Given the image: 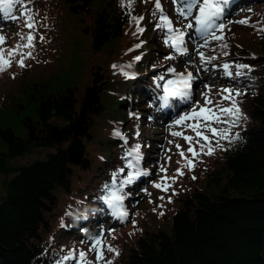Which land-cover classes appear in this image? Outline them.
I'll use <instances>...</instances> for the list:
<instances>
[{
  "label": "trees",
  "instance_id": "16d2710c",
  "mask_svg": "<svg viewBox=\"0 0 264 264\" xmlns=\"http://www.w3.org/2000/svg\"><path fill=\"white\" fill-rule=\"evenodd\" d=\"M64 1L72 14L92 16L91 26L81 28L80 34L88 37L93 51H111L128 34L124 16L112 0L98 1L95 7L93 0ZM79 40L77 53L85 45L83 38ZM146 46H126L120 55L123 64L139 63L134 58ZM141 65L143 72L156 66ZM251 66L252 71L238 79L249 94L246 125L239 131L243 140L229 144L210 190H195L184 198L172 215L170 230L146 232L124 264H264V57ZM102 71L92 68L85 80L91 78L88 85H67L59 79L35 92L30 99L32 110L23 118L24 133L16 134L8 127L0 130L4 145L0 151V264H54L62 255L61 239L89 243V237L104 235L113 215L101 199L107 194L103 186L111 185L113 173L119 186L130 171L125 156L140 142L132 135L137 133L134 123L129 130L120 118L111 116L113 109L118 110L107 93L115 91L114 81L103 77ZM111 75L117 77L113 71ZM160 90L151 86L146 96L157 102ZM122 94L127 98L118 108L126 106L132 122L135 116L130 113L136 114V109L131 104L145 99L126 91ZM107 113L105 127L106 121L97 116ZM116 129L127 132V144L113 136ZM133 185L123 192L129 193ZM128 202L127 196L124 204ZM81 205L85 210L79 217Z\"/></svg>",
  "mask_w": 264,
  "mask_h": 264
},
{
  "label": "rangeland",
  "instance_id": "374dc122",
  "mask_svg": "<svg viewBox=\"0 0 264 264\" xmlns=\"http://www.w3.org/2000/svg\"><path fill=\"white\" fill-rule=\"evenodd\" d=\"M93 1V6L95 7L98 1L105 2L109 0ZM112 2L114 8L124 16L125 21L123 25L126 27L125 29L128 34L111 51L103 52L93 51L92 46L88 45V37L80 34L81 28H89L91 26L93 21L92 16L85 18L84 16L78 17L72 14L64 0H36V2L31 1L28 3V9L31 11L36 23L34 34L37 39L33 52L34 58L26 59L25 63L27 67L21 68L16 64L17 58L13 57L11 68L4 73H0V130L8 127L12 128L16 134H23V118L26 114H30L32 110V101L30 99L35 92L38 93L39 90H44L59 79L63 80L67 85H75L80 82L88 85L91 82V78L87 81L85 80L90 76L91 69L95 67L103 69V77L107 80L114 81V86L112 87L115 91H118L115 95V91H107L111 95L109 99H113L111 100L113 107L118 109L117 112L113 109L111 116L114 115L120 118L121 121L126 123L124 126L128 129L129 125H132L131 123L136 125V132H139V136H134L140 142L143 156L140 167L142 170L150 173L149 176L138 178L131 191L127 193L130 203L128 202L124 206L129 212L128 219L121 221L112 216L113 219L111 218L108 221L103 235L105 243L111 245L120 253L117 256L114 253L105 252L106 258L111 260L113 264H124L131 249L137 245L138 239L145 235L146 232H154L160 229L170 230L172 215L181 205L184 198L192 195L195 190H210V185H213L216 172L221 171L223 167L224 156L227 151L217 148L214 155L201 156L199 159L202 162L196 164L195 170L188 171L185 168V175L178 179L167 194L153 187V182L159 183L161 177L164 175V173L159 171L161 165L166 167L168 175L172 176L180 165L185 164V160L181 159L174 144L179 143L184 149L188 145L183 139L174 138L170 135L171 131H183V128L170 126L173 125L174 120L178 118L179 114L189 108V105L179 102L178 105H175L172 101L170 102L171 106L168 113H165L164 110L158 109L161 101H159V104L157 101L156 106L158 110H156L153 107L155 100L146 96V93L151 86L155 87V84L158 82L156 78L160 74H164L166 76L165 79L173 78L167 73L169 66H175L178 72H183L187 69L195 74L197 72L196 65H199V60L198 57H193V64L186 63L189 59L188 57H178L174 61L165 60V57L170 54L171 49L164 44L163 47L159 46L163 42V34L155 30L154 27L156 23L152 15L154 0H149L148 3H145L144 0H133L130 8L123 7L121 0H112ZM263 2L264 0H254L253 2L252 0H244L243 6L229 13L230 18L235 21L244 17H251L254 24L257 21L264 22ZM125 3H127V0H125ZM162 3L175 21L177 17L172 11L171 0H162ZM18 8L19 6L13 12V15L18 17L17 19L0 25V34L7 37L5 48H13L18 43H21L20 34H27L28 32V29L24 25L25 17L19 15L22 9ZM138 16H144V21L141 26L146 31L142 35L134 34L136 33V27L134 23H130L132 17ZM126 19L129 20L128 24H126ZM82 22L90 24L83 25ZM257 27H264V23L257 24ZM228 28L231 31L226 29L225 32L228 38L230 55L227 57L220 56L218 60L213 61L212 64L207 66V71H201L198 75L195 85L197 90L194 93V99L201 104H203L201 92L204 91L202 86L204 82H209L215 86L214 93L221 87L238 88L243 92H248L244 90L245 86L238 80L239 78L230 79L226 77L223 69L219 65L224 62L230 64L239 62L251 66L252 62L260 61L264 57V32H257L252 27L237 23L229 24ZM78 31L79 35L77 36L76 33ZM40 36H43L44 39L40 40ZM79 37L83 38L85 45L83 44V51L77 53L75 42L79 40ZM141 40H143V46L141 48L147 45L139 55L142 59L135 66L127 69L130 74L135 73L136 78L125 79L119 72L115 74L122 81L117 77L113 78L111 75V71H113L111 66L113 64H123L121 58L123 55L120 56L122 50L128 45H132L135 48V45L141 43ZM90 41L92 42V36ZM237 45L241 47H237ZM189 47L191 48L192 45L190 44ZM212 47H216V45L213 44ZM24 51L26 52L27 49H24ZM127 54L130 53L128 52ZM207 54L219 55L220 49L217 47L216 52L207 51ZM74 55L78 56L76 61L74 60ZM142 62H145L147 66L156 64L154 67L156 71L152 72V69L143 72ZM213 65L217 67H213ZM232 71L234 72L235 69L233 68ZM161 84H163V81ZM133 85L136 86L135 90L132 88ZM125 91L143 96V99H145L142 101L143 105L141 103L138 105L131 104L136 109V114L139 115V119L135 116L132 122L127 119L129 109H125L126 106L122 107V109L118 108L119 102H122L123 98H127L126 95L122 94ZM159 92L162 91L160 90ZM248 97L249 94L239 97V100L242 101L241 107L244 113L249 106ZM217 98L214 94L213 99ZM102 115L97 117L99 120L102 118L103 122L106 121V127L109 113L103 117ZM245 125L246 120H241L240 126L232 129L233 133L239 132ZM104 133L105 131L101 130L102 136ZM185 134L194 135L190 130ZM170 140L173 141L172 144L169 143ZM221 143L224 144L223 141ZM224 146L228 148L229 144H224ZM3 147L4 145L0 137V151ZM169 149H171V152L168 151ZM169 156H171L170 163L168 162ZM95 170L97 171V169ZM130 171L132 170L130 169ZM193 175L197 177L196 180L192 179ZM97 176H101L100 171H97ZM123 178H126V174L123 175ZM1 182L2 178H0V190ZM128 186L125 185L123 189ZM173 191L177 195H172ZM161 196H165V199H159ZM168 196L171 197L172 203L167 202ZM79 209L78 214L81 217L85 209L82 208V205ZM161 212L163 215H160ZM133 221H135V227L133 226ZM66 240L61 239L58 242L60 244V251L61 249L67 251L72 248L88 251L91 243H83L81 241H69L70 243H67L64 242ZM61 254L63 253L61 252ZM89 259L94 260L95 254L89 253ZM101 264H103V261H101Z\"/></svg>",
  "mask_w": 264,
  "mask_h": 264
},
{
  "label": "snow or ice",
  "instance_id": "6c2138e0",
  "mask_svg": "<svg viewBox=\"0 0 264 264\" xmlns=\"http://www.w3.org/2000/svg\"><path fill=\"white\" fill-rule=\"evenodd\" d=\"M30 0H0V13L4 18L15 20L18 17L13 15L14 10L19 6L22 9L19 15L25 17L24 25L28 29L27 34H20L21 43H18L13 48H5L7 37L0 34V73L6 72L12 66L13 57H16V64L18 67L26 68V59H33V52L36 47V23L31 11L28 9ZM148 3L149 0H144ZM133 0H121V5L130 8ZM236 0H171L172 11L175 13L177 19L174 21L171 14L164 8L162 0H154L153 18L156 20L155 30L163 34V44L171 49L169 55L165 57L167 61H174L178 57H188L186 61L188 64H193V57H198L199 65H196L197 72L194 74L192 71L185 69L183 72H178L175 66H169L167 73L173 78L165 79L164 74H160L156 79L163 81V84L156 83L155 86L161 89L162 95L159 96L161 101L160 107L168 108L171 106V101H178L181 104L189 105L187 110H184L174 120L173 125L170 127L183 128V131H171L170 135L174 138L183 139L188 145L184 149L179 143H175L174 147L178 151L181 159L185 160V164L180 165L176 172L169 176L167 168L163 165L160 166L159 171L164 173L159 183L153 182V187L167 194L172 186L178 181L180 177L185 175L184 169L194 171L196 164L200 161L203 155L212 156L215 154L217 148L224 151L228 149L224 144H232L236 141L243 140L239 132L233 133L232 129L240 126L241 120H246L247 116L242 111V101L239 97L247 95L246 92L238 88L221 87L214 93V85L209 82L203 83L204 91L201 92L203 104L194 99V93L198 75L201 71H207V66L216 61L220 56L227 57L230 55L229 43L225 30L231 31L228 25L237 23L243 26L252 27L257 32H264V27H257V24L264 23L257 21L255 24L252 22L251 17H244L239 20L233 21L230 18V11ZM144 16L132 17L130 23H134L136 33L142 35L146 29L142 27ZM180 25V26H177ZM40 40L44 37L40 36ZM192 45L190 48L189 45ZM215 44L216 47H212ZM143 46V42L136 44L135 49ZM217 47L220 49L219 55H208L207 51L216 52ZM237 47H241L237 45ZM24 49H27L25 52ZM130 49L129 51H133ZM207 50V51H206ZM255 58V57H253ZM135 61L139 62L142 57L135 56ZM114 74L119 72L125 79H135V73H129L127 69L133 67L132 64H113ZM213 67H217L213 65ZM223 69L226 77L239 78L245 75V70L251 72L250 65L236 62L230 64L224 62L219 65ZM235 69V72L232 69ZM14 78V77H13ZM215 94L217 99H213ZM226 102V104H225ZM139 115L130 113V116ZM191 131L194 135H186L187 131ZM139 136V132L136 133ZM115 138L121 139L125 144L128 143L126 134L121 130L116 129L113 132ZM224 142V144L221 143ZM170 144L173 141H169ZM171 152V149L168 150ZM130 158V159H129ZM128 160L126 167L131 169L123 179L119 186L116 185L117 174L113 173L111 185L105 184L103 188L107 194L102 196L101 199L111 209V214L117 219L124 221L129 217V212L125 209L124 200L127 193L123 192L125 185H131L140 177L149 176L150 173L142 170L140 163L143 159L141 153V146L134 145L125 156ZM168 162H171V156L168 157ZM179 163V162H178ZM123 172L124 169L119 170ZM196 180V176H192ZM172 195H177L174 191ZM164 200L165 196L159 197ZM168 203H172L171 197L167 198ZM160 215H163L161 212ZM135 227V221H133ZM91 243L88 251L82 249L72 248L67 251L61 249L62 255L54 261V264H113V262L106 258L105 252L114 253L119 255V251L114 249L111 245H107L104 241L103 234H97L89 237ZM89 253L95 254V259H89Z\"/></svg>",
  "mask_w": 264,
  "mask_h": 264
},
{
  "label": "bare ground",
  "instance_id": "6f19581e",
  "mask_svg": "<svg viewBox=\"0 0 264 264\" xmlns=\"http://www.w3.org/2000/svg\"><path fill=\"white\" fill-rule=\"evenodd\" d=\"M243 4H244V0H236V3L232 6V10L230 12H232V11L236 10L237 8L243 6ZM8 22H11V20L4 18L3 14L0 13V25H2L4 23H8ZM159 94L162 95V92H159ZM173 102L175 103V105H178V101H173ZM169 109H170V107L163 108L162 110H164L165 113H168ZM124 134H126V132ZM132 135H135V133H133ZM128 201H130V199Z\"/></svg>",
  "mask_w": 264,
  "mask_h": 264
},
{
  "label": "water",
  "instance_id": "95a60500",
  "mask_svg": "<svg viewBox=\"0 0 264 264\" xmlns=\"http://www.w3.org/2000/svg\"><path fill=\"white\" fill-rule=\"evenodd\" d=\"M263 257H264V250L262 251Z\"/></svg>",
  "mask_w": 264,
  "mask_h": 264
}]
</instances>
